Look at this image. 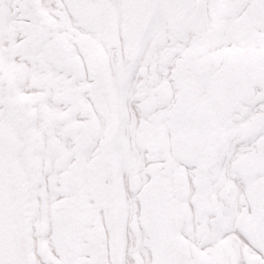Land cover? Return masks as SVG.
Returning <instances> with one entry per match:
<instances>
[{
	"label": "snow or ice",
	"instance_id": "snow-or-ice-1",
	"mask_svg": "<svg viewBox=\"0 0 264 264\" xmlns=\"http://www.w3.org/2000/svg\"><path fill=\"white\" fill-rule=\"evenodd\" d=\"M0 264H264V0H0Z\"/></svg>",
	"mask_w": 264,
	"mask_h": 264
}]
</instances>
